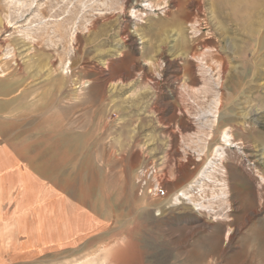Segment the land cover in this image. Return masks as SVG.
<instances>
[{"label": "rangeland", "instance_id": "obj_1", "mask_svg": "<svg viewBox=\"0 0 264 264\" xmlns=\"http://www.w3.org/2000/svg\"><path fill=\"white\" fill-rule=\"evenodd\" d=\"M233 2L0 0V142L46 178L0 264H264V24Z\"/></svg>", "mask_w": 264, "mask_h": 264}, {"label": "crops", "instance_id": "obj_2", "mask_svg": "<svg viewBox=\"0 0 264 264\" xmlns=\"http://www.w3.org/2000/svg\"><path fill=\"white\" fill-rule=\"evenodd\" d=\"M0 113L20 112H16L14 109H0ZM3 120L0 118V139L7 135ZM34 171L29 158L19 152L14 143L0 142V225L16 224V228H29V210H22L15 217L12 214L18 200L25 194V180L29 183L30 177H32L34 184L45 187L46 178ZM23 238V236L20 237V241ZM18 245L23 249L22 253L28 252L23 242L8 241V238L0 236V252L3 249L10 250L13 246Z\"/></svg>", "mask_w": 264, "mask_h": 264}, {"label": "bare ground", "instance_id": "obj_3", "mask_svg": "<svg viewBox=\"0 0 264 264\" xmlns=\"http://www.w3.org/2000/svg\"><path fill=\"white\" fill-rule=\"evenodd\" d=\"M253 9H255L254 12H256V15L264 14V1L262 5L255 8L252 0H234L231 9L232 15L231 18L229 17L226 24V31L230 33H242L248 38L251 37L253 33L258 34L264 24L262 22L264 20V15H261V22L260 20L256 21L253 17Z\"/></svg>", "mask_w": 264, "mask_h": 264}]
</instances>
